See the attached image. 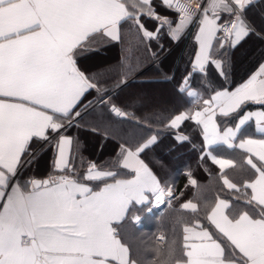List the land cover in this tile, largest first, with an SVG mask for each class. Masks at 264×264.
Listing matches in <instances>:
<instances>
[{
	"label": "snow or ice",
	"instance_id": "obj_1",
	"mask_svg": "<svg viewBox=\"0 0 264 264\" xmlns=\"http://www.w3.org/2000/svg\"><path fill=\"white\" fill-rule=\"evenodd\" d=\"M252 3L0 0V264H141L122 234L123 221L135 206L172 207L184 195L163 186L142 154L158 142L153 125L177 130V142L188 141L178 133L185 121L201 130V160L207 156L218 166L224 187L235 195L204 201L207 225L197 203H180L181 212L192 218H177L179 232L174 230L171 239L157 236L146 249L152 255L144 264H264V63L233 90L214 89L207 99L191 86L194 74L206 80L213 67L227 79L229 52L252 35L264 39L247 19ZM191 27L196 32L190 71L177 87L194 107L137 115L127 110L134 102L118 105L119 92L142 66L136 53L155 59L153 42L163 49V35L178 42ZM125 43L119 68L85 72L78 66L86 54ZM249 104L260 108L245 111ZM97 106L107 115L101 112L91 130L103 131L105 139L111 136L118 145L111 158L99 162L85 157L79 139L68 134ZM218 116L235 123L222 128ZM125 122L138 131L115 135V125ZM250 122L252 133L246 127ZM219 144L244 153L249 178L242 184L224 175L237 167L236 161L209 150ZM49 149L48 176L25 179L37 151ZM186 176V188L198 187L191 172Z\"/></svg>",
	"mask_w": 264,
	"mask_h": 264
},
{
	"label": "trees",
	"instance_id": "obj_2",
	"mask_svg": "<svg viewBox=\"0 0 264 264\" xmlns=\"http://www.w3.org/2000/svg\"><path fill=\"white\" fill-rule=\"evenodd\" d=\"M163 9V14L167 13ZM169 14V13H168ZM247 19L253 24L257 33L264 34V0H253L252 5L247 10ZM149 28L154 27L153 23L146 21ZM191 35L189 34L185 41L178 44L167 36L163 35L159 41L163 45L160 49L155 42H153V51L157 53L155 59L150 55L142 52L136 53L140 57L141 67L138 71L130 76L127 85L119 92L118 98L115 102L118 105L133 104L134 106L127 110L135 112L137 115H142L149 112L157 113H173L183 110L182 102L187 104V96H180L179 99L170 101L165 100L163 106H154L152 99H145L146 90L141 88L145 86H169L172 94L178 90L180 79L187 75L190 71L189 54L194 53V46L191 45L188 54L185 52L189 48ZM124 45L115 44L104 48L100 52H92L84 57H80L82 67L87 72H95L96 69L111 67L119 68L121 57L123 55L122 48ZM188 47V48H187ZM84 60V61H83ZM264 60V39L259 35H252L241 43L235 50L229 52L225 58L224 71L227 79L224 77L222 81H206L203 82L202 87L206 94L212 92L214 88L228 87L232 89L238 84L242 83L248 78ZM183 61L185 64H183ZM135 63V61H133ZM172 81H140L145 78L154 77L158 80H166L170 77ZM196 74L193 75L191 85L195 84ZM211 85L210 88L208 85ZM147 87V88H148ZM140 92L141 96L136 100H132V95ZM95 93L87 96V100H92ZM181 95V93H179ZM176 96V95H175ZM85 101V103L87 102ZM254 104L245 106L252 108ZM101 112L107 115V110L99 106L95 108L90 114L86 115L82 126L73 128L69 131V135L75 136L79 139L82 145V152L89 160L105 161L111 158L117 149V139L111 136L105 139L103 131L95 133L91 130V126L97 123V118ZM231 119V118H230ZM232 120V119H231ZM117 136L129 137L134 135L138 129L134 124L123 123L116 124ZM154 131H159V138L157 144L153 145L146 153L142 154V159L149 165L153 172L160 179L161 184L165 187H174L178 195L183 191L184 195L180 197L179 201H173L172 207L166 206L162 211H157L150 208L151 204L143 206H135L128 214V217L122 223V234L127 243L130 244L133 257L140 260L144 264L145 259H151V253L146 252L149 245H152L155 238L160 234H164L166 238L171 239L173 231L179 232V227L175 224L177 218L184 216L185 219H191L192 214L182 213L179 209V204L189 199L200 206L199 218L202 223L207 225V221L203 219L205 211L203 208L204 201L214 202L217 196L220 198L231 199L235 193H229L224 187L220 176L218 167L213 164L207 156L201 160L204 152V143L200 128L193 121H185L179 129L188 134L189 140L184 142H177L174 138L177 130H167L163 125H153ZM37 159L24 172V178L28 177H44L48 176L51 171V160L53 152L49 149L41 153L39 150L36 153ZM237 167L239 165L237 164ZM236 167V169H237ZM238 170V169H237ZM235 171L229 172L232 175ZM187 172H191L193 178L198 181V187L193 188L187 184ZM242 180V179H241ZM239 180V181H241ZM149 209H151L149 211ZM140 216L139 222H134L133 216Z\"/></svg>",
	"mask_w": 264,
	"mask_h": 264
},
{
	"label": "crops",
	"instance_id": "obj_3",
	"mask_svg": "<svg viewBox=\"0 0 264 264\" xmlns=\"http://www.w3.org/2000/svg\"><path fill=\"white\" fill-rule=\"evenodd\" d=\"M165 14H168V13H165ZM195 32H196V28L195 27H191L188 31H187V33L182 37V39L180 40V41H178V42H174V44H178L179 42H181V41H185V38L190 34L191 35V40H190V42H189V48L187 49V51L185 52V55H187L188 54V50H190V47H192L191 45H193L194 47L193 48H195V41H194V35H195ZM86 55H88V54H86ZM85 56V55H84ZM84 56H82V57H84ZM193 57V53H192V55H190L189 54V57H188V59L190 60V58H192ZM84 61V60H83ZM262 63H264V60H262V62L260 63V64H262ZM183 64H185V62L183 61ZM259 64V65H260ZM78 66L81 68V70H83V71H85V72H87L85 69H84V67H82V63H81V61H80V58L78 59ZM101 68H103L102 66H100ZM259 67V66H258ZM258 67L256 68V70L255 71H257V69H258ZM96 70H99L98 68L96 69ZM254 71V72H255ZM253 72V73H254ZM252 73V74H253ZM251 74V75H252ZM250 75V76H251ZM249 76V77H250ZM171 77V76H170ZM248 77V78H249ZM222 76H220L219 74H218V71L217 70H215L214 69V67L213 68H211V69H209V73H208V76H207V78H206V80H205V78L203 77V75L202 74H196V78H195V84L194 85H191L192 86V88H194V89H196V90H198L202 95H203V97L205 98V99H207L211 94H213V90H212V92H209V94H206V92L204 91V89H203V87H202V84H203V82H206V81H222ZM248 78H246V80L248 79ZM166 80H158L157 78H154V77H149V78H145V79H143V80H140V81H147V83H149V82H152V81H162V83H165L166 81H172V80H170V79H167V78H165ZM246 80H244L242 83H244ZM180 81H181V79H180ZM192 81H193V79L191 80V83H192ZM202 83V84H201ZM242 83H240V84H242ZM165 84H167V82L165 83ZM208 84H209V82H208ZM211 84V83H210ZM240 84H238L237 86H239ZM168 85V84H167ZM236 86V87H237ZM210 88H213V87H210ZM221 87H218V88H214L215 90H219ZM224 88H228V87H224ZM235 88V87H234ZM234 88H232V89H229V90H233ZM179 93H181V92H179L178 90H176L175 91V95H176V97H177V99H179L180 98V96H187V94L186 93H181V95H179ZM187 104H185L184 102H182V105H183V110L182 111H186L187 109H189V108H192V107H194V105L192 104V98L191 97H188L187 96ZM255 105V104H254ZM260 108V106L259 105H255V106H253L252 108H247V110H245V111H255V110H258ZM217 121H218V123H220L221 124V127L223 128L224 126H233V124L235 123V121L234 120H231L230 118H224V117H220V116H218L217 117ZM247 131L249 132V133H252V132H254V130H255V125H254V122H250L247 126ZM178 133L179 134H183V135H187L188 136V134H186V133H184V132H182V131H180V130H178ZM177 134V133H176ZM175 134V135H176ZM202 134V133H201ZM258 135V134H257ZM189 137V136H188ZM202 138H203V136H202ZM210 151H212V153H213V155H217L218 157H221V158H225V159H233V160H235L236 161V163L239 165V167H237V169L235 168V171H234V173L232 174V175H230L229 174V172H231L232 170H234V168H231V169H226L225 170V172H224V175L225 176H227L232 182H235V183H238V184H242V182H243V180L244 179H246V178H249V174L248 173H246L245 171H244V169L245 168H247L248 166L247 165H245L244 164V153H242L239 149H235V150H233V149H230V148H228V146L227 145H224V144H219V145H214V146H212V148L211 149H209ZM203 154H204V152H203ZM209 159V158H208ZM210 160V159H209ZM211 161V160H210ZM212 162V161H211ZM217 166V165H216ZM241 166H243V167H241ZM218 167V166H217ZM219 169V168H218ZM220 171V170H219ZM35 178H38V179H43V178H46V176H44V177H37V176H35ZM242 179V180H241ZM239 180H241V181H239ZM223 181V180H222ZM175 193H176V191H175ZM151 204V203H150ZM140 206H143V205H140ZM151 206L152 207H154V209H156V207L155 206H153L152 204H151ZM167 206V205H166ZM165 206V207H166ZM164 207V208H165ZM164 208H162V209H160L159 211H162Z\"/></svg>",
	"mask_w": 264,
	"mask_h": 264
},
{
	"label": "rangeland",
	"instance_id": "obj_4",
	"mask_svg": "<svg viewBox=\"0 0 264 264\" xmlns=\"http://www.w3.org/2000/svg\"><path fill=\"white\" fill-rule=\"evenodd\" d=\"M147 87L148 86L141 88L142 91L146 90V92H147L146 96H143V97L145 99H147V98L152 99V104L154 106H163L165 100L173 101L176 99L175 94H172V91L169 88V86L158 87V86L154 85V86H149L148 88ZM140 96H141L140 92H136L135 94L132 95V100H136ZM150 208L153 209L152 206Z\"/></svg>",
	"mask_w": 264,
	"mask_h": 264
},
{
	"label": "built area",
	"instance_id": "obj_5",
	"mask_svg": "<svg viewBox=\"0 0 264 264\" xmlns=\"http://www.w3.org/2000/svg\"><path fill=\"white\" fill-rule=\"evenodd\" d=\"M162 205H159V206H155L157 209L160 208Z\"/></svg>",
	"mask_w": 264,
	"mask_h": 264
},
{
	"label": "water",
	"instance_id": "obj_6",
	"mask_svg": "<svg viewBox=\"0 0 264 264\" xmlns=\"http://www.w3.org/2000/svg\"><path fill=\"white\" fill-rule=\"evenodd\" d=\"M165 206H166V204H165V205H163V206L161 207V209H162V208H164Z\"/></svg>",
	"mask_w": 264,
	"mask_h": 264
}]
</instances>
